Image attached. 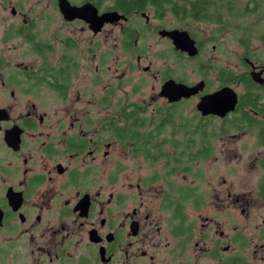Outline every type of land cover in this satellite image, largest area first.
I'll return each mask as SVG.
<instances>
[{"label":"flooded vegetation","instance_id":"flooded-vegetation-1","mask_svg":"<svg viewBox=\"0 0 264 264\" xmlns=\"http://www.w3.org/2000/svg\"><path fill=\"white\" fill-rule=\"evenodd\" d=\"M67 1L124 18L94 33L82 20L66 21L57 0L59 21L39 17L29 0L8 2L7 15L0 1V264L264 263V60L244 53L241 70L213 67L198 60L210 40L203 44L192 32L165 25L168 17L177 19L172 12L152 6L124 11L121 0ZM250 2L260 5L257 18H264V0ZM69 24L92 39L109 28L116 34L111 47L130 60L111 61L91 39L82 51ZM170 31H186L197 55L175 50L161 35ZM158 44L163 48L154 58L161 65L153 66L144 57ZM187 63L194 81L185 77ZM135 72L136 83L147 84L141 77L155 82L150 95L127 83ZM230 72L251 81V72L261 73L263 80L252 81L255 106L242 108L253 124L235 132L254 136L243 145L224 125L246 94L240 80L219 79ZM170 80L201 83L202 90L169 101L161 89ZM224 87L237 94L235 109L223 118L203 116L200 99ZM215 128L210 139L181 134ZM220 154L240 162L224 164ZM211 159L217 162L206 177L203 165Z\"/></svg>","mask_w":264,"mask_h":264},{"label":"rangeland","instance_id":"rangeland-1","mask_svg":"<svg viewBox=\"0 0 264 264\" xmlns=\"http://www.w3.org/2000/svg\"><path fill=\"white\" fill-rule=\"evenodd\" d=\"M0 1L5 2L4 11L8 15L10 12L9 5L15 6L18 4L20 0H0ZM29 1L31 2V5L34 8V12L37 15H39V17L40 16L51 17L53 21H59L60 17L57 14V10L54 7L53 0H29ZM8 2H9V5H8ZM244 4H245V0H238L236 8L239 9V6L244 8L243 7ZM24 5L29 6V4H26V3ZM103 5H106V4H103ZM260 15H264V14H260ZM257 16L259 15H253L252 17L246 16L244 19L239 18L237 21H230L225 27L222 26V28L219 25H215V24H203V23H197V22H191V21L181 22L178 19L173 20L170 17L166 19L165 25L178 26L179 28L192 32L196 36L197 40L202 42L203 44L206 43V40H210L208 41L207 45L204 46L201 57L198 58V60L202 59L203 62H208L209 64H211V66L213 65V67L214 66L215 67L228 66L231 69L241 70L240 64L242 63L241 60H242L244 53L251 54L254 58L253 60L255 61L261 62L262 60H264V40L262 39V36L264 35V18L257 19ZM254 24H256L255 27H253ZM67 29H63V31L67 30L71 37H75L77 41L79 42V44H82L81 46L82 51L86 50V47L90 43V39H91L93 40L95 44L99 42L102 44L103 55L104 53L111 54L112 58L111 56L109 57L111 61L112 59L119 60V61L130 60L129 57L126 59L125 57L120 56L117 49H115L114 47H111L113 43L116 42L114 41V37L116 36V34L114 33L112 35L111 30L109 28H107L105 32H103L100 36L96 37L95 39H92L91 36L87 35L85 32H82L81 26L79 25L69 24L67 26ZM241 43H244V45H246V48L241 46ZM213 46L215 48H213ZM162 48L163 47L159 44L151 45L149 52H147L148 56L144 57V59H146L147 62L151 61L153 66L161 65L160 61H156V59L158 58L157 57L154 58V55L158 50H161ZM104 50H109V51L106 52ZM82 54H83V58L87 59L88 55L86 54V52H83ZM163 54L164 52L161 53L162 58H166V59L174 58L172 53H170L166 57H163L164 56ZM103 59H105V57H103ZM109 59L107 60L110 61ZM134 60L135 59L133 57V62ZM142 64H146V62H143ZM106 65L110 66L111 63L107 62ZM191 65H192L191 63L190 64L187 63L186 64L187 67L183 70V71H186L185 77L188 79V81L195 80V76L191 72ZM117 69L120 72L123 71L122 68H117ZM137 78L138 76L135 72L133 74V78L130 79L127 83H134L135 87H139L138 91L144 90V91H147L150 95L152 92V86L154 85L155 82L154 81L150 82L149 80H147V78L141 77V79L146 80L147 84L150 82V85L143 83L144 84V87H143V84L141 82L136 83ZM110 79L111 78H109V80ZM125 79L126 77L123 78V81H125ZM210 80L213 82V84L217 85L215 81V77L213 75L210 76ZM130 81H133V82H130ZM123 88H124L123 90H126V91L130 90V87L129 86L127 87V85H124ZM194 104L195 102L192 101L189 103V106L192 107L194 106ZM190 107H189V111H190ZM244 133L246 132H243V133L233 132L230 135L232 137H236L235 139L240 138V142L238 144L243 145V144L250 143L254 139V136L252 135L253 133L252 131L251 133L250 132L246 134ZM227 139H229V137L223 138V140L225 141H227ZM232 144L233 143H231V146ZM238 144H233L232 148L237 149ZM118 150H119V154H120V150L123 151L120 147H118ZM220 156L224 158V160L221 159L222 162L224 161V164H230V166H233L237 162H240L237 160L233 161V159L232 160L227 159L222 154H220ZM252 159H253V156H252ZM122 161L124 162V165L129 164L127 163L126 159ZM216 162L217 161L215 159H211L209 162L203 165V168L206 170V177L209 174V170H212L214 165H216ZM129 165L132 166V164H129ZM136 165H137L136 163L133 164V166H136ZM136 168L137 167H134V169ZM142 171L146 172V170H143V168L141 169V172ZM244 171L245 169L243 171H240L241 175H242V172ZM218 172H221V170H219ZM245 177L249 181H256V178L253 172L247 174V176L245 172ZM205 187H206V184L204 188ZM198 220H201V219H198Z\"/></svg>","mask_w":264,"mask_h":264},{"label":"trees","instance_id":"trees-1","mask_svg":"<svg viewBox=\"0 0 264 264\" xmlns=\"http://www.w3.org/2000/svg\"><path fill=\"white\" fill-rule=\"evenodd\" d=\"M238 0H121L119 3L120 8L124 11H127V8L135 9L137 11L144 10L145 6H152L157 11L162 12H172L178 20L181 22L191 21L203 24H215L222 26H226L230 21H237L239 18H245L246 16L252 17L253 15H257L259 13L258 9L260 5L256 2L246 3L244 8L239 6V9L236 8ZM263 19V18H257ZM256 24L253 25L255 27ZM264 40V35L262 36ZM241 46L246 48L244 43H241ZM250 59H254L251 54H246ZM226 76L223 78H219L223 82H236L240 80L246 90V94L243 96L241 107H239V112L237 116L225 122L224 125L228 128V132H235L239 128L238 126H242L248 121L250 124H253V120H251V116L247 112H244L242 108L255 106L257 88L250 80L247 74L235 76L233 72L229 74H225ZM187 121L183 118L182 123H186ZM164 123V121H162ZM173 123V120H172ZM214 124L217 121H213ZM211 123V124H213ZM227 123V124H226ZM220 130L218 128L213 129V131H205L204 129H200L196 131V133L192 132H181L183 138H187L188 140H193V136L198 135L200 139H210L215 138L218 134L216 131ZM223 131V130H222ZM227 132L224 130L223 133ZM209 136V137H208ZM206 151V150H205ZM205 152L202 153L204 155Z\"/></svg>","mask_w":264,"mask_h":264},{"label":"water","instance_id":"water-1","mask_svg":"<svg viewBox=\"0 0 264 264\" xmlns=\"http://www.w3.org/2000/svg\"><path fill=\"white\" fill-rule=\"evenodd\" d=\"M57 6L60 13L66 21L75 19L86 22L94 33L99 32L104 24L115 23L123 16H119L116 12L97 15V10L90 4H85L81 7L72 6L67 0H57ZM162 36H167L173 41L175 50L186 53L188 57L193 58L197 55L198 50L195 42L190 38L186 31H170L161 33ZM261 73L251 72V79L254 83L262 84L263 80L258 76ZM202 90V84L189 87L185 84H176L170 80L166 82L161 92L169 98V101H177L181 98H189L196 95ZM237 104V94L234 90L224 87L212 94H207L200 99L197 109L203 116L215 115L223 118L226 114L232 112Z\"/></svg>","mask_w":264,"mask_h":264}]
</instances>
